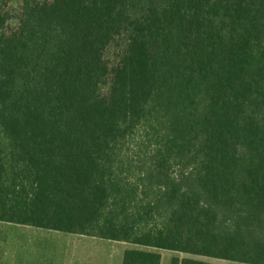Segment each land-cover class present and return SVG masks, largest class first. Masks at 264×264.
Wrapping results in <instances>:
<instances>
[{
	"label": "trees",
	"instance_id": "16d2710c",
	"mask_svg": "<svg viewBox=\"0 0 264 264\" xmlns=\"http://www.w3.org/2000/svg\"><path fill=\"white\" fill-rule=\"evenodd\" d=\"M4 3L0 222L264 264V0Z\"/></svg>",
	"mask_w": 264,
	"mask_h": 264
},
{
	"label": "crops",
	"instance_id": "0c3cea01",
	"mask_svg": "<svg viewBox=\"0 0 264 264\" xmlns=\"http://www.w3.org/2000/svg\"><path fill=\"white\" fill-rule=\"evenodd\" d=\"M27 227L30 226L0 222V264H97V253L101 249V246L95 245L94 241L97 239H104L45 229L43 230L47 231L46 233L52 234H41L43 232H31L32 230H26L34 234L28 233L23 235L22 229H28ZM36 231H42V229L37 228ZM35 235H40L39 238L41 239L49 240L52 245L56 246L57 252H55L56 250L54 249L51 250V252H19L22 236L24 239L28 238L29 241L32 237H38ZM114 242L118 243L117 241ZM119 244L124 248L122 258L124 252L127 250L145 249L160 256L159 264H162V255L164 254V251H166L154 248H143L124 242H119ZM88 248H91V251L87 252ZM69 249H71V252ZM168 252H172L170 264L173 258H178L179 260L192 258V256L183 253L173 251ZM199 259L210 264H237L230 261L211 258L201 257Z\"/></svg>",
	"mask_w": 264,
	"mask_h": 264
},
{
	"label": "rangeland",
	"instance_id": "374dc122",
	"mask_svg": "<svg viewBox=\"0 0 264 264\" xmlns=\"http://www.w3.org/2000/svg\"><path fill=\"white\" fill-rule=\"evenodd\" d=\"M23 0H5L4 8H2L9 16L10 20L7 23V27L10 29H13L16 27L17 24V18L19 16V8L21 6V2ZM125 43V37L120 36L115 38V40L109 45L104 53V60L108 64L109 68L117 65L118 60L120 58L121 49L124 46ZM107 92V86H104L102 88V93ZM145 134V130H140L137 134V138H142ZM174 176L178 175L177 171L173 172ZM28 229H22V234H28L31 232H43L41 234H52V233H46L47 231H36L37 228L27 227ZM26 230H32L26 231ZM34 234V233H31ZM38 237H32L29 241L28 238H25L22 236L20 240V248L19 252H51V250H56L57 248L55 245H52V243L49 240H44L39 238L40 235H35ZM90 242V241H89ZM95 245H100L101 249L97 253L98 262L97 264H121L122 260V252L124 250L123 246L121 244L116 243L114 241H108V240H99L97 239L94 241ZM72 249V248H71ZM71 249L69 251L71 252ZM122 250V251H121ZM91 251V248L87 249V252ZM54 252V251H52ZM172 252L164 251V254L162 255V264H170Z\"/></svg>",
	"mask_w": 264,
	"mask_h": 264
}]
</instances>
